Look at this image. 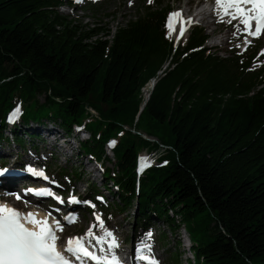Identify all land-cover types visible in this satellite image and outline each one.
<instances>
[{
	"label": "trees",
	"instance_id": "trees-1",
	"mask_svg": "<svg viewBox=\"0 0 264 264\" xmlns=\"http://www.w3.org/2000/svg\"><path fill=\"white\" fill-rule=\"evenodd\" d=\"M69 1L0 0V144L21 150L29 140L36 148L33 126L75 133L114 199L106 207L100 187L87 182L85 199L103 212L133 210L143 232L156 222L172 234L184 227L188 264H264V62L254 67L263 46L223 57L206 46L201 26L176 46L171 0L143 3L102 36V27L86 29L60 13ZM145 150L161 157L140 171ZM71 174L84 181L78 171H59ZM181 257L175 252L173 264Z\"/></svg>",
	"mask_w": 264,
	"mask_h": 264
},
{
	"label": "rangeland",
	"instance_id": "rangeland-1",
	"mask_svg": "<svg viewBox=\"0 0 264 264\" xmlns=\"http://www.w3.org/2000/svg\"><path fill=\"white\" fill-rule=\"evenodd\" d=\"M97 2L99 5L104 6L98 10H92L89 7V2ZM147 1V2H146ZM209 0H171V8L173 9L172 13H183L186 12L184 17H187L189 14H195L197 9H200L203 5L205 6ZM151 0H73V4H70V1L59 9L60 13L68 18L76 21V23L85 27L86 29H91L94 27H102L104 33L102 36L107 33L108 30L112 32L115 31L118 25L126 24L129 19H133L144 3L148 4ZM213 5H210V8L214 9L213 0H211ZM154 7L156 4L151 3ZM208 5V4H207ZM206 7V6H205ZM208 7V6H207ZM192 23L197 26H201L206 30V33L209 36V41L206 46L209 49L216 51L218 49L219 54L223 57H229L230 52H234L236 49L239 52L245 51L249 47L262 45L264 46V34L257 40L253 41L251 45L245 43L247 41L244 37V34L241 32H235V25L238 24V21H233L231 24L227 22H218V17L215 14L214 10L207 12V19L200 20L197 19L192 21ZM184 27L185 24L181 21V18L175 23L174 30L169 34L170 38L177 43L179 41L177 38L180 34V28ZM194 27V25L192 26ZM190 27L187 29L179 43L185 44L189 33L192 29ZM242 27V26H241ZM221 32V37L217 33ZM230 32L232 33V39L228 42H225L224 35L229 36ZM235 32V35H234ZM244 37V38H243ZM222 48V49H221ZM264 48L258 55V63L254 66L259 68L264 62ZM150 88L146 86L143 89V97L147 98ZM44 100V99H42ZM94 116H97V113L93 110H90ZM32 129L37 130L40 133V140H35L36 148H33L29 140L26 141L25 150L19 148L17 145H10L8 147L5 144H0V159L2 157L1 164L11 166L13 163H17L16 155H19V164L24 162V164L35 166L40 168L43 172L47 173V179L44 181L47 183L45 186L49 185L50 187L57 188V192H62L65 194V205L62 204V209H59V213L64 217L68 213H79V219L77 224L67 227V235L62 237L60 236V244L65 248L67 240L72 237H81L89 229L90 226L97 223L96 217L99 216L104 225V229L111 231L119 243V251L130 250L134 252V245L138 240H144L147 235L145 232L140 229L136 222L135 213L133 210H130L128 213L120 214L115 210H109V212H103L101 209H93L89 203L85 202L83 199L86 196L87 182L92 181L96 183L100 189L101 193L104 195L99 196V200H105L103 204L107 207L114 202L113 197L103 188L104 184V173L101 166H96L90 159L87 157L84 158L81 156L79 151V145L81 141L74 140L73 137L75 133L68 138V136L58 128L57 126L50 125L46 128L33 126ZM146 136V135H143ZM87 136H83L85 139ZM157 141V140H156ZM108 155L113 160L114 156L112 152L108 151ZM149 152L147 150L141 152L140 157L142 159L148 158ZM161 156V153L158 154ZM31 166V165H29ZM48 167V168H47ZM106 167H113L110 163L106 164ZM49 170H47V169ZM73 169L82 173L84 181H79L72 176L61 177L59 175L60 169ZM30 181L19 182L21 184H27ZM23 186V185H21ZM21 188V187H19ZM106 197V198H104ZM71 199H75L76 203H69ZM108 199V202H107ZM2 201H5L8 205L22 210L25 206H32L27 200L23 202H18L16 197L12 194L9 195L5 193ZM48 204H53L48 201ZM56 207L60 206L54 205ZM74 206V207H72ZM92 208L93 214H88L87 207ZM42 217H49V219L54 218L53 215L46 211H39ZM155 232L150 233L151 239L149 243H152L153 251L152 256H154L160 264H173L172 257L175 252L182 253L179 264H188L189 260H193V256L190 254L188 248L191 247L190 240L188 235L182 227V229L172 234L171 231L164 227L162 224L156 222ZM166 232L168 235L167 241L168 246H164L161 242V236ZM79 234V235H77ZM94 234L96 236L102 235L103 232L101 229H94ZM182 240L183 245L179 248L178 241ZM149 253V252H148ZM151 254V253H150Z\"/></svg>",
	"mask_w": 264,
	"mask_h": 264
},
{
	"label": "snow or ice",
	"instance_id": "snow-or-ice-1",
	"mask_svg": "<svg viewBox=\"0 0 264 264\" xmlns=\"http://www.w3.org/2000/svg\"><path fill=\"white\" fill-rule=\"evenodd\" d=\"M213 3L218 22L231 24L233 21H238V24L234 26L235 32H241L253 38L264 34V0H213ZM181 17L182 13L179 12L170 14L167 24L170 35L175 23ZM183 23L190 24L192 21ZM185 31L186 28L182 26L181 37ZM19 112L18 108L14 110L9 118L10 122H15ZM144 164L147 166L146 161ZM30 171L47 179L43 172ZM29 191L34 195L44 194ZM16 199L20 200L21 197L17 195ZM76 202L75 199L69 201V203ZM36 215L32 212L25 215L7 205H0V264H72V259L76 264H120L115 252L119 243L111 231L104 229L103 221L99 216L96 217L97 223L90 226L83 236L70 237L67 240L64 249L67 255H65L57 250L59 240L57 232L63 231L60 222L55 221L54 225H50L47 217L39 220ZM66 222L73 224L76 218L69 216ZM28 225L32 227L29 228ZM96 228L101 229L103 234L96 236L94 234ZM150 239L149 233L137 246L134 257L137 264H158L154 258L145 255L146 252L151 251L148 244Z\"/></svg>",
	"mask_w": 264,
	"mask_h": 264
},
{
	"label": "bare ground",
	"instance_id": "bare-ground-1",
	"mask_svg": "<svg viewBox=\"0 0 264 264\" xmlns=\"http://www.w3.org/2000/svg\"><path fill=\"white\" fill-rule=\"evenodd\" d=\"M185 15H186V12H183V13H182V17H181V21H182V22H186V21H189V20L194 21V20H196V18H200V19H203V20H204V19H205V20L207 19V14H206L205 10H199L195 16H192V15L190 14L188 17H184ZM184 24H185V26L188 25L187 23H184ZM155 157H157V155H156ZM33 180H34V181H32V182L39 183V182H38L39 179L35 178V179H33ZM21 185H22V184H21ZM10 188H13V185H7V189H10ZM7 192H10V190H7ZM4 205H7V206H9V207H11V208H13V209L16 210V208H14V207H12V206H10V205H8V204H4ZM72 207H74V206H72ZM37 216H38L39 220H43V219H44V217H42L41 213H38V212H37ZM48 222H50V224L53 225V222H51V220L48 219ZM122 252H123V253H122L123 256H124L126 259H128V260H132V259H133L132 251L127 250V251H122Z\"/></svg>",
	"mask_w": 264,
	"mask_h": 264
},
{
	"label": "water",
	"instance_id": "water-1",
	"mask_svg": "<svg viewBox=\"0 0 264 264\" xmlns=\"http://www.w3.org/2000/svg\"><path fill=\"white\" fill-rule=\"evenodd\" d=\"M144 106H145V103L143 104L141 110H143ZM143 138L146 139V140H148V141H152V142H155L156 141V139H154V138H148L147 136H143Z\"/></svg>",
	"mask_w": 264,
	"mask_h": 264
}]
</instances>
